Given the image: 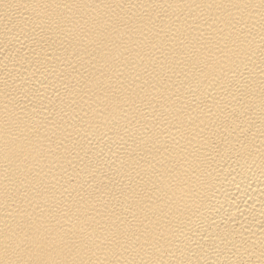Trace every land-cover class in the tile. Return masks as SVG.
<instances>
[{
    "label": "bare ground",
    "instance_id": "bare-ground-1",
    "mask_svg": "<svg viewBox=\"0 0 264 264\" xmlns=\"http://www.w3.org/2000/svg\"><path fill=\"white\" fill-rule=\"evenodd\" d=\"M0 264H264V0H0Z\"/></svg>",
    "mask_w": 264,
    "mask_h": 264
}]
</instances>
